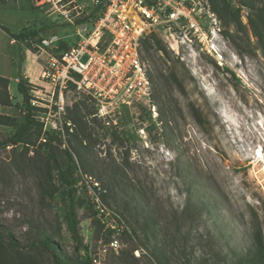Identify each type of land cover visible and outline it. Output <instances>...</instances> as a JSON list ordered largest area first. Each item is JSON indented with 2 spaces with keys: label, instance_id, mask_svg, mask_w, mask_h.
Wrapping results in <instances>:
<instances>
[{
  "label": "rangeland",
  "instance_id": "374dc122",
  "mask_svg": "<svg viewBox=\"0 0 264 264\" xmlns=\"http://www.w3.org/2000/svg\"><path fill=\"white\" fill-rule=\"evenodd\" d=\"M16 1L27 4L0 5V76L19 78L24 67L34 82L48 54L77 40L75 25L56 12V0ZM74 1L85 11L97 7L94 0ZM227 2L237 6L236 0ZM215 17L214 27L199 20L206 33L201 43L169 48L161 32L166 54L157 52L147 60L143 54L152 79L153 110L142 104L124 107L117 126L107 128L88 116L93 109L83 99L65 110L72 130L57 135L48 152L62 161V151L71 147L69 140L79 127L69 117L89 120L94 143L86 154L93 174L82 168L75 172V177L84 175L74 186L76 196L92 204L74 207L77 239L65 220L64 196L40 195L39 169L31 159L47 134L39 133L38 126L27 130L25 152L22 145H3L9 128L0 125V244L7 259L16 258L7 241L11 233L25 260L55 264L49 250L32 246L43 232L65 258L75 261L86 251L88 264H233L254 257L255 229L264 237V55L248 22L255 18L251 8L241 7L239 22L224 29ZM26 28L43 29L29 44L31 52L25 42H10L12 34ZM52 35L61 42L42 51L39 39ZM14 85L10 80V95H15ZM0 114L16 116L18 110L0 105ZM113 131L119 137L114 142ZM112 159L131 182L120 177L109 184ZM72 160L77 165L73 155ZM53 180L58 183L56 176ZM95 181L99 187L93 188ZM97 195L108 213H98Z\"/></svg>",
  "mask_w": 264,
  "mask_h": 264
},
{
  "label": "built area",
  "instance_id": "2783aa9c",
  "mask_svg": "<svg viewBox=\"0 0 264 264\" xmlns=\"http://www.w3.org/2000/svg\"><path fill=\"white\" fill-rule=\"evenodd\" d=\"M61 1L53 3L56 12L75 25L77 40L56 55L48 54L39 78L30 83L29 102L39 109L36 117L42 131L62 137L65 129L72 130L65 110L78 99L89 102L92 119L105 128L117 126L124 107L132 109L142 104L151 105L153 110L148 64L141 54V38L145 35L160 36L162 32L169 48L193 46L206 35L200 19L216 25L208 0H102L100 11L80 24L75 20L87 11L73 0ZM99 2L94 0L95 4ZM40 42V49L45 51L61 41L52 35ZM175 52L178 56V49ZM93 198L98 213H108L100 196ZM110 244L115 246L113 241Z\"/></svg>",
  "mask_w": 264,
  "mask_h": 264
},
{
  "label": "trees",
  "instance_id": "16d2710c",
  "mask_svg": "<svg viewBox=\"0 0 264 264\" xmlns=\"http://www.w3.org/2000/svg\"><path fill=\"white\" fill-rule=\"evenodd\" d=\"M102 1V0H101ZM99 2L97 7L87 11L84 15L75 20L76 24L83 23L88 21L90 16L94 17L99 11L102 5V2ZM237 6L233 7L230 5L227 0H208L209 7L211 11L217 15L219 18L222 28H227L229 23L239 22V12L241 7H249L254 11L255 18L248 19L249 25L252 30V34L256 37V46L262 51L264 55V0H236ZM0 5H9L11 7H25L26 4H17L16 0H0ZM230 17V19H229ZM90 20V19H89ZM43 29L33 30V29H23L16 34L11 35L13 41L25 42L26 49L31 50V42H34V38L41 32ZM228 31H225L227 34ZM228 36V35H226ZM160 37L156 33H149L141 38V54L143 57L146 56V60L152 58V55L157 54V52H162L166 54V50L163 44L160 41ZM40 42V39H39ZM144 58V57H143ZM150 80L151 76H149ZM162 78V74L161 77ZM10 80L4 76H0V105L14 107L18 110V115H8L0 114V125L9 128V135L4 141V146H17L22 145L27 151V148L30 145V142L27 140V130L33 126H38V132L42 134L41 123L37 120V114L39 109L29 102L30 99V83L26 79H18L14 85L15 95H10L8 92ZM82 102L74 103V108L78 107ZM71 111H69L70 113ZM91 113L88 114L90 116ZM78 116V115H77ZM73 120L74 125L79 127L75 131L71 140H69L70 148H64L62 151L64 158L62 161L56 157L53 152H48L47 148L51 143L57 139L56 132L45 131L47 134V139L40 143L36 147L35 156L32 157L31 161L34 162V166L39 169V189L41 198H54L59 192L66 199V211H65V220L71 230L73 236L77 239L78 233L76 230V218H75V208L76 206L83 205H92L89 199H83L76 196L75 184L81 178V173H78L75 177V172L77 168H82L81 171L84 174L89 173L93 174V163L89 161L87 153H89L90 147L94 144L92 142L93 138L91 137V132L89 129V120L85 119L81 121V118L78 119L70 118ZM92 119V118H91ZM93 121H96L92 119ZM98 122V121H96ZM44 135V134H43ZM42 136V135H41ZM41 138V137H40ZM116 138H119L116 133L113 131L110 133V139L114 142ZM121 141V140H120ZM72 155L77 159V165L72 160ZM124 163H127V158L122 159ZM36 164V166H35ZM120 165V164H119ZM115 159H112L110 163V174H108L109 184L115 185L118 181V178H125L128 182H131V179H128L126 176L125 169H120ZM56 176L57 184L54 183L53 177ZM91 177V176H90ZM96 180L100 181V177H94ZM108 198V194H104L102 199L105 201ZM95 214V210L93 211ZM95 222H99L98 219H94ZM131 220L132 217H131ZM138 221L135 218V222ZM1 230V227H0ZM130 234H133L135 231L128 229ZM110 232V229H109ZM126 233V231H124ZM1 239V235H0ZM253 240L255 242L256 252L254 257L247 259L246 262L236 261L233 264H264V237L259 228H256L253 233ZM7 241L11 249L16 253V258L13 261L7 259L2 253V246L0 244V264H32L29 260H25L21 254L16 250L18 244L11 233H7ZM38 244L43 246L45 249L49 250L53 255V260L55 264H88L90 259L87 256L86 251L81 256H76V260L72 261L69 258H65L59 254V247L55 242L48 238L45 233L41 236V239L32 243V246ZM78 252V246L75 248Z\"/></svg>",
  "mask_w": 264,
  "mask_h": 264
},
{
  "label": "crops",
  "instance_id": "0c3cea01",
  "mask_svg": "<svg viewBox=\"0 0 264 264\" xmlns=\"http://www.w3.org/2000/svg\"><path fill=\"white\" fill-rule=\"evenodd\" d=\"M74 1V0H73ZM17 2V1H16ZM21 3H24V2H17V4H21ZM25 4V3H24ZM27 4V3H26ZM3 7H9V5H3ZM11 7V6H10ZM13 40L12 39H10V42H12ZM27 52H28V50H26ZM30 51V50H29ZM31 52V51H30ZM37 55V54H36ZM23 69V71L21 72V74L20 75H18L19 76V78H21V79H26L29 83H33V81L31 80V78H30V75H29V73L26 71V69L23 67L22 68ZM4 77H6V78H8L9 80H13L14 82H16L19 78L17 77V76H15V77H11V76H4Z\"/></svg>",
  "mask_w": 264,
  "mask_h": 264
},
{
  "label": "bare ground",
  "instance_id": "6f19581e",
  "mask_svg": "<svg viewBox=\"0 0 264 264\" xmlns=\"http://www.w3.org/2000/svg\"><path fill=\"white\" fill-rule=\"evenodd\" d=\"M209 46H211V45H209ZM208 49H209L210 52H212L213 54H216V56H219V55H220L219 52L215 51L213 48L210 49V47H209Z\"/></svg>",
  "mask_w": 264,
  "mask_h": 264
}]
</instances>
